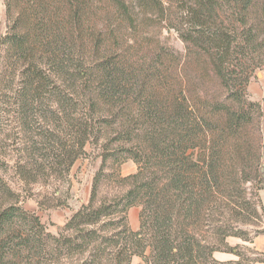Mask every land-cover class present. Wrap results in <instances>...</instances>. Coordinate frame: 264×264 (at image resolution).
<instances>
[{
	"label": "trees",
	"instance_id": "obj_1",
	"mask_svg": "<svg viewBox=\"0 0 264 264\" xmlns=\"http://www.w3.org/2000/svg\"><path fill=\"white\" fill-rule=\"evenodd\" d=\"M106 1L4 0L0 100L26 131L21 179L46 172L37 143L51 148L44 158L55 175L69 173L89 145L101 164L89 201L57 234L0 176V264L264 262V252L228 240L253 243L261 232L245 227L261 216L248 184L264 182L263 112L248 94L264 67V0ZM150 13L178 33L183 53L123 33L122 23L137 32ZM128 160L137 171L123 175Z\"/></svg>",
	"mask_w": 264,
	"mask_h": 264
},
{
	"label": "rangeland",
	"instance_id": "obj_2",
	"mask_svg": "<svg viewBox=\"0 0 264 264\" xmlns=\"http://www.w3.org/2000/svg\"><path fill=\"white\" fill-rule=\"evenodd\" d=\"M95 4L103 8L107 5V1L97 0ZM106 12H109V10H106ZM112 14L110 13V17L113 18ZM102 16L107 19L105 14ZM140 19V23L143 22V24L139 26V29L137 30L138 33L134 32V29L131 28L128 23H122L124 24V27L126 26L127 28V30L124 29L123 33H129L128 36L133 38V41V35H137L136 39L139 42L145 40V38L158 39L163 45L169 46L176 52L183 53V41L179 38L178 33L167 25L166 21L160 20L157 15H154L153 13H150L146 19L143 16H140ZM6 29L7 21L5 3L4 0H0V37L6 32ZM144 42L148 43L149 41L145 40ZM149 45H152V43ZM210 87L211 86H209V88ZM248 94L250 100L259 103L262 108L263 115L260 119V128L261 133L264 136V67L257 68L253 71L248 84ZM5 104L3 99H1L0 176L15 193V197L20 199L18 204L27 210L28 213L38 216L39 222L45 227L46 233L57 234L59 230L65 226L71 215L79 210L83 204H86L89 201L93 177L95 171L101 164V158L99 157L97 150H94V148L89 145L87 147L89 154L78 158L69 173L55 175L51 168L52 163L49 162L50 160L46 161L47 157L44 158L45 154L48 155L49 153H53L50 152L52 151L51 148L50 150H43L44 143H37V145L34 144L33 146L36 150L34 152V158L37 159L35 160L38 162V165L41 163L46 165V172H44V175L41 176V180L38 182L22 180L18 173L17 162L24 153H27L25 151L28 146L26 141V131H21L18 127V121L15 116L17 109L14 110L10 105ZM45 142L48 147L51 143L54 145V142ZM28 144L32 146V142H29ZM19 148H23L24 150L19 151ZM31 149L32 148L30 147L28 150ZM50 158L51 161H53L52 157ZM136 171L137 164L133 160L126 161L121 168V173L123 175H129ZM255 185L256 183L251 187V184H248L250 187H248V189L251 190L252 194L256 191L258 199L260 198L261 216L258 222L255 221V223L250 224L245 228L251 231L252 235L256 231L261 232L259 235L255 236L253 243L235 236L229 237V241L232 245L240 244L244 247H252L259 252H264V250L259 249L260 247L264 248V182L262 188L258 189ZM111 186L107 189L109 195L113 194ZM139 213L140 207H133L128 214L129 225L134 230L139 228ZM25 259L26 258L23 257L20 263L26 264ZM140 260L139 257H135L132 264H138ZM48 262L49 263L47 264H74L68 259H65L61 263L56 262V260Z\"/></svg>",
	"mask_w": 264,
	"mask_h": 264
},
{
	"label": "crops",
	"instance_id": "obj_3",
	"mask_svg": "<svg viewBox=\"0 0 264 264\" xmlns=\"http://www.w3.org/2000/svg\"><path fill=\"white\" fill-rule=\"evenodd\" d=\"M229 240V239H228ZM230 242V241H229ZM231 243V242H230ZM232 244V243H231ZM260 250H264L263 247L259 248ZM215 257L219 260H228V259H232L235 258L234 255L229 254V253H224V252H216L215 253ZM139 263V262H138ZM257 264H264V262H258Z\"/></svg>",
	"mask_w": 264,
	"mask_h": 264
}]
</instances>
